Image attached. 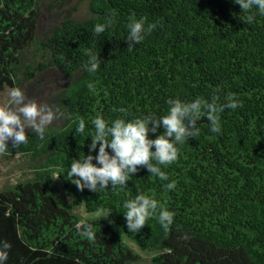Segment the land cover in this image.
Here are the masks:
<instances>
[{
  "label": "trees",
  "instance_id": "obj_1",
  "mask_svg": "<svg viewBox=\"0 0 264 264\" xmlns=\"http://www.w3.org/2000/svg\"><path fill=\"white\" fill-rule=\"evenodd\" d=\"M69 2L0 0V96L17 87L29 97L52 71L62 85L43 104L63 113L43 140L27 129L26 144L8 142L0 154L1 163L20 157L29 172L0 189V242L11 245L4 264H138L120 231L151 255L149 264H264V15L253 8L249 23L250 13L233 0H76L68 9ZM59 9L67 14L56 17ZM44 13L50 23L41 32ZM132 16L156 27L129 49ZM87 50L99 56L95 73L85 68ZM229 96L239 106L219 114V133L202 117L199 134L176 145L177 160L159 165L167 180L139 167L126 187L81 192L68 179L73 159L98 152L99 145L89 153L97 115L109 124L159 118L169 99L225 104ZM80 118L85 131L77 134ZM137 194L174 213L167 231L157 212L128 232L123 204ZM79 208L99 216L82 218ZM84 223L94 240L79 234Z\"/></svg>",
  "mask_w": 264,
  "mask_h": 264
},
{
  "label": "clouds",
  "instance_id": "obj_2",
  "mask_svg": "<svg viewBox=\"0 0 264 264\" xmlns=\"http://www.w3.org/2000/svg\"><path fill=\"white\" fill-rule=\"evenodd\" d=\"M233 2L238 4L241 10L250 13L249 23L254 19V15L251 14L253 8L264 15V0ZM129 20L128 37L125 42L131 49L141 43L144 33L152 31L156 25H149L145 29L143 18L136 20L132 16ZM110 23L111 21H106L104 24H96L93 32L97 35L103 33ZM85 54L89 56L85 64L86 70L95 73L100 66L99 56L90 50ZM88 87L94 91L93 84L90 83ZM7 96V101L0 105V154L8 151V142H11L13 148L26 144L27 129L33 130L43 140L46 128L54 119L63 115L58 110L54 113L47 104H38L35 100L26 99L24 93L17 87L8 89ZM227 99L228 102L225 104H219L215 99L210 103L202 98H196L191 102L169 99L167 114L159 118L148 116L127 121L117 118L109 124L101 115H97L92 121L95 131L94 135L90 136L89 153L95 151L99 145L98 152L95 156L89 154L83 158L73 159L67 171L68 179L81 192L84 189L98 192L108 189L109 185L113 188L126 187L129 177L135 175L139 167L145 168L151 175L161 180H167L168 177L161 171L159 165H169L177 160L176 145L199 134L197 123L202 117L207 119L211 132L219 133L221 131L219 114L225 109L235 110L239 106L234 96ZM159 128H163V133L157 135L155 139H149V132L156 134ZM75 131L77 134L85 131L83 118L79 119ZM93 160L96 164H93ZM165 187L172 190L175 188V182L168 183ZM123 207L126 209L123 215L128 232L138 233L146 225L147 220L157 212L158 223L165 231L173 223L174 213L144 194H137L134 199L125 201ZM77 230L89 240L95 239L92 225L84 223L78 225ZM10 248L11 245L7 241L0 242V264L7 260Z\"/></svg>",
  "mask_w": 264,
  "mask_h": 264
},
{
  "label": "rangeland",
  "instance_id": "obj_3",
  "mask_svg": "<svg viewBox=\"0 0 264 264\" xmlns=\"http://www.w3.org/2000/svg\"><path fill=\"white\" fill-rule=\"evenodd\" d=\"M68 4H69L68 9L70 8V6L75 7L76 0H70ZM78 8L80 10L79 12L82 13L84 10H86V4L81 3V5L78 6ZM55 12H56L55 14L56 17H60L62 14H67L66 9L65 10L59 9V10H56ZM49 23H50V20L48 19L47 15L44 13L43 17L41 18L39 22L40 31L41 32L45 31ZM40 78H41L40 82L42 84L41 90L35 93L36 95L32 93L29 94V97H27L25 93L24 95L26 99L35 100L38 104H43L42 96L45 94L52 93L55 90L59 89L62 85V80L57 76V74L53 73L52 71L46 72ZM7 92H8V89H6L1 94L0 105L4 104L7 101L8 99ZM28 176H29V172H28L27 164L24 161H22L20 157H16L14 161L7 162V163L0 162V189H4L5 187H9L11 185H15L18 182H22ZM78 214L82 218L88 217L89 219L99 216L98 213L87 215L84 212L83 208H79ZM119 233L121 235L122 240L128 245V247L133 251V253L139 256L140 259H142V261L139 262L138 264H149L151 255H146V252L140 251L131 241L125 238V236L123 235L121 231Z\"/></svg>",
  "mask_w": 264,
  "mask_h": 264
}]
</instances>
